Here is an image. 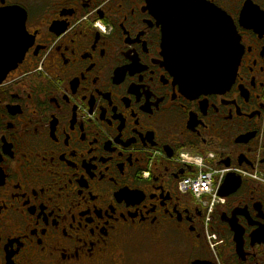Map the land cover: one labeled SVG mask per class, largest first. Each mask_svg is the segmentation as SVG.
Masks as SVG:
<instances>
[{"label":"flooded vegetation","instance_id":"flooded-vegetation-1","mask_svg":"<svg viewBox=\"0 0 264 264\" xmlns=\"http://www.w3.org/2000/svg\"><path fill=\"white\" fill-rule=\"evenodd\" d=\"M198 1L239 59L215 92L183 87L148 0H2L0 60L23 58L0 82V264H143L157 241L264 264V0ZM198 164L216 204L179 190Z\"/></svg>","mask_w":264,"mask_h":264},{"label":"water","instance_id":"water-1","mask_svg":"<svg viewBox=\"0 0 264 264\" xmlns=\"http://www.w3.org/2000/svg\"><path fill=\"white\" fill-rule=\"evenodd\" d=\"M148 4L154 15L158 10L172 16L168 27L170 37H176L175 31H179L177 37L181 42L178 41L177 47L182 49V56H179L177 66L183 87L215 92L228 86L232 79L229 67L239 62L234 54V36L229 21L225 30L224 23L217 20V12L198 0H148ZM161 6L167 8L161 12ZM219 30L226 32L223 40L216 36ZM22 58L0 60V82Z\"/></svg>","mask_w":264,"mask_h":264},{"label":"built area","instance_id":"built-area-1","mask_svg":"<svg viewBox=\"0 0 264 264\" xmlns=\"http://www.w3.org/2000/svg\"><path fill=\"white\" fill-rule=\"evenodd\" d=\"M197 169L198 172L193 177L180 182L179 190L184 194H191L204 206L216 204L224 173L207 172L201 164L197 165Z\"/></svg>","mask_w":264,"mask_h":264},{"label":"rangeland","instance_id":"rangeland-1","mask_svg":"<svg viewBox=\"0 0 264 264\" xmlns=\"http://www.w3.org/2000/svg\"><path fill=\"white\" fill-rule=\"evenodd\" d=\"M144 252L143 264H171V255L174 253L171 242H154L140 245Z\"/></svg>","mask_w":264,"mask_h":264},{"label":"snow or ice","instance_id":"snow-or-ice-1","mask_svg":"<svg viewBox=\"0 0 264 264\" xmlns=\"http://www.w3.org/2000/svg\"><path fill=\"white\" fill-rule=\"evenodd\" d=\"M0 3H2V0H0Z\"/></svg>","mask_w":264,"mask_h":264}]
</instances>
